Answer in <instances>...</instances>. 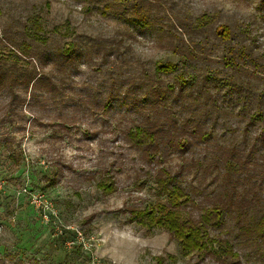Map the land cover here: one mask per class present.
Instances as JSON below:
<instances>
[{"label":"rangeland","instance_id":"1","mask_svg":"<svg viewBox=\"0 0 264 264\" xmlns=\"http://www.w3.org/2000/svg\"><path fill=\"white\" fill-rule=\"evenodd\" d=\"M186 1L194 8L217 7L254 21V32L264 45L260 0ZM111 2L0 0V32L8 27L18 37L23 22L38 13L51 45L77 39L84 47L94 36L121 33L129 50L109 66H121L125 74H151L155 64L181 59L168 46L166 33L141 27L117 4L104 7ZM67 22L71 31L63 37ZM9 49L0 39V56L9 55ZM215 55L220 56L221 49L216 48ZM8 59L13 61L11 55ZM96 59L82 63L80 74L70 80L71 99L44 88L35 101L20 91L27 100L9 113L0 91V264H226L213 254L185 256L180 242L163 227L148 230L130 220L133 207L155 201L153 176L162 166L180 169L179 179L203 192L193 194L198 204H211L204 194L214 198L222 180L217 171L205 169L204 161L197 169L191 150L160 155L152 162L143 159L125 134L142 120L140 108L128 109L134 99L114 100L108 108L89 104V90L103 79L111 81L104 74L109 68L98 67ZM100 96L103 101L105 93ZM230 135L228 131L225 138ZM190 149L198 151L197 157L206 152L202 144ZM110 182L112 191L100 186ZM183 211L196 216L199 210L189 206ZM222 234L230 236L210 229L215 238ZM243 264L264 260L253 255L243 258Z\"/></svg>","mask_w":264,"mask_h":264},{"label":"trees","instance_id":"2","mask_svg":"<svg viewBox=\"0 0 264 264\" xmlns=\"http://www.w3.org/2000/svg\"><path fill=\"white\" fill-rule=\"evenodd\" d=\"M114 4L141 27L166 33L168 46L181 59L157 63L151 74H125L121 66H109L129 50L121 33L94 36L84 47L77 39L51 45L37 13L23 22L18 37L8 27L0 32L10 46L9 55L0 56L4 107L11 113L23 106L27 96L20 91L38 101L44 88L71 99L70 80L80 74L82 63L98 58V67L109 68L104 74L111 81L103 79L96 92L94 86L89 90V104L108 108L114 100L134 99L128 109L140 108L142 120L125 134L143 159L152 162L191 150L197 169L204 161L205 169L217 171L222 180L214 198L204 194L211 204H198L193 194L203 192L189 189L179 179L180 169L162 166L153 176L155 201L133 207L130 220L148 230L163 227L185 256L213 254L226 264H243L253 255L264 260V45L254 32L255 22L217 7L194 8L186 0H112L104 7ZM257 8L264 10V0ZM70 29L67 22L61 35L67 37ZM192 144H202L206 152L194 156L198 151L190 149ZM100 186L112 191L114 182ZM189 206L199 210L196 216L184 214ZM211 228L230 236L215 238Z\"/></svg>","mask_w":264,"mask_h":264}]
</instances>
